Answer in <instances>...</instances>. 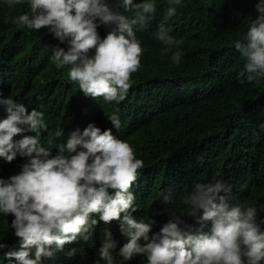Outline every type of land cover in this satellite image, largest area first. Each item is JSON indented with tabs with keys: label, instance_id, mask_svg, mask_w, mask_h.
I'll return each instance as SVG.
<instances>
[{
	"label": "trees",
	"instance_id": "trees-1",
	"mask_svg": "<svg viewBox=\"0 0 264 264\" xmlns=\"http://www.w3.org/2000/svg\"><path fill=\"white\" fill-rule=\"evenodd\" d=\"M258 2L182 0L183 6L169 17L167 0H154L156 11L150 14L147 26L134 27L144 49L142 66L132 74L125 99L106 103L103 98L85 97L78 84L69 81L67 66L56 68L52 49H66V45L53 39L47 29L34 31L13 23L21 14L31 15L27 0L11 9L0 0V99L11 97L29 111L43 113L47 131L41 130V144L51 148L53 156L71 132H82L89 124L101 131L110 129L116 138L128 142L136 158L144 162L132 188L137 211L131 215L137 221H156L150 237L169 216L187 211L182 199L195 183L214 179L231 185L230 206H255L257 221H264V77L254 82L241 77L246 60L235 49V42L243 41L258 15ZM108 3L129 18L135 15L125 13L120 0ZM161 23L171 36L183 41L173 48L182 52L179 64L172 61L171 52L161 55L164 45L154 35ZM109 30L99 27L101 38ZM112 115L118 116L119 128L108 120ZM4 118L6 112L0 105V119ZM60 130L62 136L57 137ZM24 162L19 154L11 163L0 158V178L18 174ZM165 195L170 196L169 201ZM13 219L0 214V244L5 245L0 248V264H17L8 257L21 247L11 228ZM183 219L193 234L210 232L211 222L202 225L197 217ZM105 230L117 245L114 264H146L142 256L131 261L119 257L120 247L129 238L121 234L118 221L98 222L87 242L65 245L53 257L42 258L41 264H106L99 255ZM73 249L75 253L69 255Z\"/></svg>",
	"mask_w": 264,
	"mask_h": 264
},
{
	"label": "clouds",
	"instance_id": "clouds-1",
	"mask_svg": "<svg viewBox=\"0 0 264 264\" xmlns=\"http://www.w3.org/2000/svg\"><path fill=\"white\" fill-rule=\"evenodd\" d=\"M3 2L11 9L25 0ZM27 3L31 15L21 14L13 23L34 31L47 29L53 39L66 45V49L53 48L51 60L57 69L69 68V81L78 84L85 97L103 98L106 103L125 99L144 52L134 27L147 26L156 11L154 0H120L119 7L125 13L134 12L133 18L115 11L108 0ZM167 3L169 17L183 6L182 0ZM255 11L258 15L243 41L235 42V49L246 60L240 76L249 82L264 77V0L256 3ZM101 26L110 29L103 38L98 32ZM154 35L164 45L161 55L171 52L172 61L179 64L182 52L173 48L183 41L171 36L163 23ZM0 105L6 112V118L0 119V158L7 163L18 154L25 158L18 174L0 178V214L14 217L11 228L21 241L19 251L8 253L17 264H41L42 258L53 257L65 245L87 242L98 222L107 225L112 221H118L121 234L129 238L118 251L123 261L142 256L146 264H264V221H257L255 206H230L232 187L226 181L195 183L182 199L187 211L169 216L150 237L156 221H137L131 215L137 211L132 188L144 162L136 158L128 142L116 138L110 129L101 131L89 124L82 132H71L53 156L51 148L41 144V130L47 131L42 112L29 111L11 97L0 99ZM108 120L114 128L120 127L118 116ZM17 136L23 138L15 140ZM56 136L61 137L62 131ZM48 143L52 144L51 138ZM164 199L169 201L170 196ZM184 216L197 217L202 225L211 222L210 232L191 233ZM116 248L111 232L105 230L101 260L114 264Z\"/></svg>",
	"mask_w": 264,
	"mask_h": 264
}]
</instances>
